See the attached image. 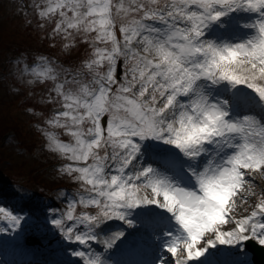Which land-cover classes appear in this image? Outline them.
Wrapping results in <instances>:
<instances>
[{
	"label": "snow or ice",
	"instance_id": "obj_1",
	"mask_svg": "<svg viewBox=\"0 0 264 264\" xmlns=\"http://www.w3.org/2000/svg\"><path fill=\"white\" fill-rule=\"evenodd\" d=\"M237 11L258 14L245 25L254 36L223 45L203 39L210 24ZM38 14H58L53 35L83 33L92 48L76 70L53 66L44 56L36 67L17 70L22 82L25 74L55 82L49 102H59L61 110L47 123L74 140L46 134L47 147L71 161L61 171L83 188L71 199L61 192L66 209L49 214L63 239L78 246L72 256L81 264H104L92 243L107 251L125 233L104 238L100 226L118 220L132 228V210L147 205L166 210L178 226L176 234L165 233L173 259L165 255L158 264H190L217 244L254 239L264 246V116L246 111L233 117L234 100L213 102L199 87L202 81L245 85L264 101V0H55ZM148 139L174 146L191 161L208 154L202 168L187 170L196 187L143 166L138 156ZM241 202L247 211L238 213ZM92 206L95 214L77 211ZM14 212L0 207L6 221L0 234L18 232L31 218Z\"/></svg>",
	"mask_w": 264,
	"mask_h": 264
},
{
	"label": "rangeland",
	"instance_id": "obj_2",
	"mask_svg": "<svg viewBox=\"0 0 264 264\" xmlns=\"http://www.w3.org/2000/svg\"><path fill=\"white\" fill-rule=\"evenodd\" d=\"M54 2L55 0H33V8L36 9V18L40 21H37V19L32 16V19H30L31 17L27 19V25L28 27H40L41 24L44 25L43 27H40V30L42 32L41 39L38 42H35V45L42 44V41H46L48 43V46H53L58 43H60L62 46L67 44L64 43L66 41V38L63 33L56 35H53L52 33V29L55 26V23L60 19L58 14L44 19H41L38 14L39 8L46 7L49 3ZM14 7H17L19 9L23 8L25 10L26 6L23 5L20 0H0V9H4L5 13H11V9H13ZM257 15V13L248 11H237L234 13H230L229 15L223 17L220 21L210 24L209 27L205 30L203 39L212 41L217 45L242 43L255 35L254 32H251V35L247 34V29H250L251 27H245V25L253 24ZM11 19L12 18L9 17L7 21ZM29 21L31 23H29ZM20 26L21 23H19L17 20L12 21V27L14 29L20 28ZM214 31H221L225 33V36L221 41L216 42L215 36L207 37L211 32ZM240 31L242 32L241 35H239ZM76 34L80 33L73 31L72 36L67 38L69 44H71L73 36ZM28 35L32 39L31 34ZM31 39H29L26 44L29 43ZM86 45L90 47L89 44ZM91 51L92 50H90V52ZM7 61H10L9 65L5 64V66L2 67L3 72L5 73L0 74V102H3V100L15 101V104L18 105L19 102L27 99L29 102L34 103L35 109H31V111H29L25 107L26 109L23 112L18 113H22L24 118L30 119V122L28 124L30 130L26 128L27 135L28 131H30L28 137L30 136L31 138L38 139L40 141L45 140V149H40L42 151H38L35 149L32 152H30V150H28L29 152L25 150L22 151L17 148L18 141L9 139L6 134L2 139V147L0 148L2 149L0 151V160H4L0 162V171H7L12 167H21L27 173L25 180H27L28 182H38V179L32 178L28 174H30L32 170L38 171L40 169L45 170L44 174L46 175L43 176L47 178H53L51 181H54L57 184L62 180L66 182L63 185L72 183L77 187H81V183L79 181H76L72 176H69L65 172L61 171V168L65 167L68 163H71V161H69L66 157L58 152H52L47 147V133H51L62 142H64L63 138L67 137L68 140L66 139L64 143H74V140L67 133L65 128L56 125H49L47 123L49 119H52L54 117L57 111L61 110V106H58L60 105V103L49 102V97L45 96V93H42V83L44 82L43 80H35L30 74L24 75L23 82L17 78L18 69L22 70L25 65H27L29 69H31L41 63L37 62L36 64H27L23 61L22 57L20 58L19 53H17L14 58L7 59ZM28 80H33V83L29 85L27 83ZM201 85V88L206 90L211 86L208 82L205 81H202ZM35 86H38V88L41 89L39 91H37V88L33 89V87ZM214 87L219 89L220 91H225L229 96H231L229 100H234V103L236 102L240 104L238 107V111L241 110V112H237L238 116L245 114L246 111L257 116H264V101H261L258 95L253 90L248 89L245 85H239L234 89L230 83L225 82ZM221 99H228V97H224L221 94ZM49 103L53 104L52 108L49 110L51 112H54V114L45 109V105ZM56 106H58L59 108H57ZM248 106L250 107L248 108ZM104 119L106 120V117ZM9 135L12 138V134ZM6 137L8 138L7 140ZM147 147L153 150L162 149L164 151L180 152L174 146L167 145L161 141H155L152 139H148L142 142L141 153L144 152L142 151V149ZM141 153L138 156L139 160L141 158ZM7 159H9V162L7 161ZM43 159L46 160L44 161ZM155 173L160 176V173ZM174 184L185 186L184 184L179 182H175ZM63 193L67 194L69 199H71V197L73 196L68 194V192L66 191H63ZM11 195L13 198L1 199L2 202H0V207H4L9 211L14 209L17 214H23L31 218L25 220V222L22 224L21 230H19L18 232L0 234V247L2 245H8L11 247L19 246L24 243L26 239L32 238L35 240V244L33 247H42L43 249L59 248L58 254L65 264H81L79 258L74 257L71 254L73 251L77 250L78 246L63 239L59 231L56 230L49 222V214L51 209L59 207L60 210H65L67 207V204L63 202V198L60 193L55 196V199H46L45 202L32 197H27L28 195H30V193H28L26 190L22 193L15 191ZM78 209H80L78 212L86 211L89 212V214H95L97 211L94 206L90 208L78 207L77 210ZM152 209L167 212L164 209L158 208L156 205L141 206L135 210H132L131 219L134 221V226L132 228H134L135 226H139V224L135 222L138 220V217H140L142 213L150 212ZM241 209H243L245 212L247 211V208L243 205V202H241V207L237 209L238 213ZM16 213L14 212V214ZM111 222H117L121 224L122 228H126V230L130 229L122 221L112 220L107 221L104 225L100 226V228L98 229L99 234L105 233L107 231L106 228L108 227L109 229ZM5 223L6 221H4L3 214H0V226H3ZM226 227L230 228L231 225H227ZM255 241L258 243L257 240ZM97 244L98 243H95V245ZM98 245L104 248L103 245ZM165 255L169 258L171 257V254L169 253H166ZM193 260H195V263L190 262V264H253L251 255L245 250L244 244L236 246L217 244L215 247H209L207 252L203 256L195 258ZM0 264H4L1 257Z\"/></svg>",
	"mask_w": 264,
	"mask_h": 264
},
{
	"label": "trees",
	"instance_id": "obj_3",
	"mask_svg": "<svg viewBox=\"0 0 264 264\" xmlns=\"http://www.w3.org/2000/svg\"><path fill=\"white\" fill-rule=\"evenodd\" d=\"M30 6V11L24 13L17 7L11 9V13H5L4 9H0V74L3 72L2 67L7 58L16 55L17 53L21 54L25 60L28 62L32 59L39 57L40 52H45L46 55H50L52 57L57 58L61 61V67H66L69 70L79 69L86 59L91 57L92 48L88 47L83 41L84 34H76L73 36V40L71 44L66 41L69 45L68 48H65L60 43L48 46L46 41H42V44H34L41 39L42 32L39 26L36 27H28L27 19L31 17L36 18V9L33 8V0H26ZM16 14V15H14ZM33 16V17H32ZM11 17L12 19L7 21V19ZM37 19V18H36ZM17 20L21 23L20 28H13L12 21ZM37 21H40L37 19ZM28 34H31L32 39ZM94 35V34H91ZM29 43L26 44V42ZM32 43V44H31ZM63 77H61L62 79ZM44 88H42V93H45V96L49 97V90L53 88V85L49 81H45L43 83ZM37 88L39 91L41 88L38 86L33 87ZM55 96V93H52ZM53 106L52 103L45 105V109L49 110ZM60 106V105H58ZM35 109V105L32 102H29L27 99L22 102H19L18 105L15 104V101H5L0 102V144L2 138L8 134H12V138L9 136V139H14L18 141L17 148L24 149L25 151L32 152L34 150L35 145L40 142L38 139H33L26 132V128L30 130L28 124L30 119L24 118L22 113L26 108ZM49 112H51L49 110ZM21 114V115H19ZM42 142V140H41ZM20 149V150H21ZM2 149H0L1 151ZM45 161V159H43ZM4 160H0L2 162ZM9 162V159H7ZM36 170H32L29 176L32 178L38 179V182H28L25 180L27 173L21 167H12L7 171H0V183L7 184L13 186L17 189L25 188L28 191L32 192L33 196H41V197H50L53 194V191L56 187L62 186L65 184V181H60L58 184L54 181H51L53 178L45 177L43 172L38 173L34 176V172ZM62 184V185H61ZM74 184L70 183L66 187L72 189H83L81 187H77ZM68 188V189H69Z\"/></svg>",
	"mask_w": 264,
	"mask_h": 264
},
{
	"label": "bare ground",
	"instance_id": "obj_4",
	"mask_svg": "<svg viewBox=\"0 0 264 264\" xmlns=\"http://www.w3.org/2000/svg\"><path fill=\"white\" fill-rule=\"evenodd\" d=\"M166 179H168V180H170V177L168 176V175H166V177H165ZM173 178V177H172ZM115 230H116V232L115 233H117V232H120V231H123V230H121V229H118V228H115ZM124 232V231H123ZM142 231H140L139 229H137V231H135V232H133L134 234H132V238H133V241H139V239H141V237L143 236V234L141 233ZM108 236H111L110 234H107L106 236H105V238H107ZM151 241H154L153 239H150ZM154 242H156V241H154ZM157 243V242H156ZM118 244V243H117ZM139 245H140V243H139ZM115 247L113 246V249H114ZM138 249V248H137ZM117 251V250H116ZM125 251H127V250H125ZM117 252H120V251H117ZM103 253L104 254H106V255H108V260L106 261L108 264H114V261H115V259L113 258V256L112 255H110V249H108L107 251H105V249H103ZM124 255H126V254H124ZM160 259V258H159ZM170 259V261L173 259L172 257H170L169 258Z\"/></svg>",
	"mask_w": 264,
	"mask_h": 264
},
{
	"label": "water",
	"instance_id": "obj_5",
	"mask_svg": "<svg viewBox=\"0 0 264 264\" xmlns=\"http://www.w3.org/2000/svg\"><path fill=\"white\" fill-rule=\"evenodd\" d=\"M247 249H249L254 255V262L256 264H264V249L255 245L246 243Z\"/></svg>",
	"mask_w": 264,
	"mask_h": 264
}]
</instances>
